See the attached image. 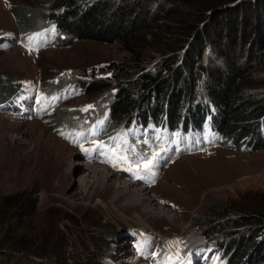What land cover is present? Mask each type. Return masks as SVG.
I'll use <instances>...</instances> for the list:
<instances>
[{
  "label": "trees",
  "instance_id": "1",
  "mask_svg": "<svg viewBox=\"0 0 264 264\" xmlns=\"http://www.w3.org/2000/svg\"><path fill=\"white\" fill-rule=\"evenodd\" d=\"M36 3L43 7L11 8L18 43L25 49L88 41L119 44L128 54L123 61L108 65L107 77L100 78L93 71L90 81L78 85L61 81L39 88L35 101L41 109L52 111L50 124L59 136L88 146L92 155L101 152L109 158L116 152L127 158L118 162L134 173L133 169L147 160L155 158L158 167L159 161L178 150L194 151V146L184 151L189 147L184 148L183 141H203L210 134L214 140L203 149L215 145L242 152L264 150V0ZM10 40L1 39L0 49H10ZM236 52L240 54L237 60ZM213 56L220 59L222 68H213ZM68 88L93 97L106 95L112 102H107L103 115L95 109L86 113L58 109ZM22 93L21 86L2 81L0 107ZM36 207L37 202L23 195L3 199L0 264H19L15 260L22 253L50 255L54 260L63 254L62 259H66L64 249L71 240L64 236L57 248L61 253H51L50 249L48 255L34 251L27 239L35 233L27 221L36 215ZM236 216L237 222L227 213L207 218L201 227L207 246L185 243L179 258L157 242L152 251L154 264L198 260L206 264H264V206L244 209ZM245 226L248 228L240 229ZM139 235L154 247L152 238L142 232ZM100 251L97 246L89 249L88 264H99ZM141 254L142 259L148 256L144 249Z\"/></svg>",
  "mask_w": 264,
  "mask_h": 264
},
{
  "label": "rangeland",
  "instance_id": "2",
  "mask_svg": "<svg viewBox=\"0 0 264 264\" xmlns=\"http://www.w3.org/2000/svg\"><path fill=\"white\" fill-rule=\"evenodd\" d=\"M13 6L30 10L43 7L36 0H0V40L11 39L10 49H0V83L19 85L23 92L0 107V209L7 196L23 195L37 202L36 215L27 221L35 233L27 239L39 254L50 253V249L51 253H61L57 250L62 244L60 237L71 240L68 249H64L66 259H62L63 254L54 260L50 255L26 256L22 253L15 261L19 264H88L87 252L97 246L101 250L99 264H134L137 260L135 252L141 249L146 250L148 256L142 259L138 255L137 264H154L156 257L152 251L158 239L160 248L176 256L184 250L185 243L207 246L204 241L208 238L201 228L207 218L227 213L236 219L244 209L264 206L261 205L264 150L242 152L215 145L203 149V145L214 140L212 134L206 135L203 141L191 142L188 138L182 144L184 148L189 147L184 151H189L192 146L194 151L178 150L177 154L160 162L153 171L157 178L152 181L143 176L134 178L113 156L101 164L96 163L89 155L88 146L75 145L56 134L50 124L54 116L52 111L41 109L35 101L39 88L61 81L78 85L90 81L93 71L100 78L107 77L108 65L123 61L128 54L119 44L88 41L27 50L18 43ZM238 58L240 54L236 52L235 60ZM210 62L213 68H222L217 57L213 56ZM64 93L58 109L82 113L95 109L103 115L109 105L107 102H112L106 95L93 97L69 88L64 89ZM95 154L101 155L100 152ZM65 157H68L67 162ZM151 161L150 168L154 163L153 159ZM77 163L88 166V171L99 167L106 169L112 180L118 181L104 203L76 196L75 187L85 174L77 171ZM113 163H117V167H113ZM69 173L74 174L73 181L59 189L60 177ZM90 181L94 182L92 178ZM124 186L146 199L144 205L131 206L126 218L119 208L131 203L130 197L117 206L111 204L117 198L118 188ZM93 194L92 189L89 195ZM137 216L146 220L148 229L135 225ZM246 228L248 226L240 229ZM135 231L155 235L158 239L153 240L154 247L150 246V240L139 242ZM123 238L131 239L125 242ZM50 243H53L51 248ZM124 249L130 251L126 253ZM196 264L204 263L198 261Z\"/></svg>",
  "mask_w": 264,
  "mask_h": 264
},
{
  "label": "bare ground",
  "instance_id": "3",
  "mask_svg": "<svg viewBox=\"0 0 264 264\" xmlns=\"http://www.w3.org/2000/svg\"><path fill=\"white\" fill-rule=\"evenodd\" d=\"M68 157H65L66 162ZM70 160V158H69ZM99 163V162H96ZM178 162L175 163V165ZM78 164V163H77ZM101 164V163H99ZM174 165V166H175ZM72 166V164H71ZM78 167L76 168L77 171H80L81 173L85 172V174H82V176L80 177V183L78 185V187H75L76 189V196H81L90 200L93 199H98L99 202L104 203L105 200H107L110 195L112 194L113 190L116 188V181L112 180V176H110V174L108 173V171L106 169L103 168H97V169H93L92 171H88V166H83L81 164L77 165ZM87 173L90 174L89 177H87ZM74 178V174L69 173L66 176H62L59 179V189H63V186L67 187L69 182L71 183L73 181ZM92 178V180L94 182H91L90 179ZM94 190V194L93 195H89V191L90 190ZM118 195L117 198L114 200L113 203H111L113 206H117L121 203L122 200H124L127 197H130L129 202L131 201V203H128L125 207H121L119 208V211L121 212L124 211L125 213H122L123 217L126 218L127 212L129 211V209L131 208V206L133 205H144L146 202V199H144L142 197V195L139 192L136 191H132V189L130 187H120L118 188ZM151 212L148 213V215ZM135 225L140 226L142 228H149L148 224L146 223V220L140 216H137L135 218ZM125 240V242H128L129 239L131 238H123ZM170 243V242H169ZM168 245V244H166ZM171 245V244H170ZM124 251L126 253H128L130 250L128 249H124ZM112 258H114V255L112 256ZM125 260V259H124ZM122 260V262H126ZM129 262V261H128ZM134 264H137V262Z\"/></svg>",
  "mask_w": 264,
  "mask_h": 264
},
{
  "label": "snow or ice",
  "instance_id": "4",
  "mask_svg": "<svg viewBox=\"0 0 264 264\" xmlns=\"http://www.w3.org/2000/svg\"><path fill=\"white\" fill-rule=\"evenodd\" d=\"M82 150H84V149H82ZM84 151H87V150H84ZM113 157H114L117 161H119V160H121V159H123L125 162L127 161V158H126V157H121V156H119L116 152H113ZM151 163H152L151 160H147V162L143 164V166H142V170H144V171H151V168H150ZM112 166H113V167H117V163H113ZM128 170H131V169H128ZM136 170H137V171H140V170H141V166H140L139 164L137 165V169H136ZM136 178H140V177L137 176Z\"/></svg>",
  "mask_w": 264,
  "mask_h": 264
}]
</instances>
